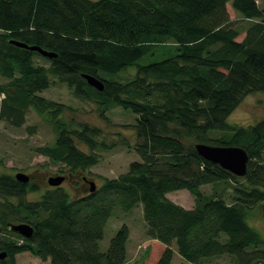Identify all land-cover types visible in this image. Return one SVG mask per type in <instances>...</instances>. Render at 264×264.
<instances>
[{"label":"trees","instance_id":"16d2710c","mask_svg":"<svg viewBox=\"0 0 264 264\" xmlns=\"http://www.w3.org/2000/svg\"><path fill=\"white\" fill-rule=\"evenodd\" d=\"M228 4L248 23L242 41ZM84 75L104 83V90L88 85ZM0 77L7 79L0 83V120L21 128L31 108L51 117L56 141L36 152L64 165L59 174L90 170L101 160L98 152L115 145L99 128L58 117L63 106L41 95L56 81L76 99L99 104L102 114L114 107L135 114L141 158L77 199L58 187L29 201L39 184L0 173V253L8 254L0 264H17L25 252L50 264H129L127 225L107 252L100 242L117 210L127 214L140 205L148 240L164 245L156 264H173L174 247L188 264L224 256L264 264V240L246 221L248 210L264 204V119L248 127L227 122L247 96L264 93V8L257 0H0ZM197 144L244 149L247 175L205 160ZM204 186L213 187L211 195ZM182 190L194 197L193 209L168 198ZM21 223L33 227V238L11 231ZM149 256L150 248L135 264Z\"/></svg>","mask_w":264,"mask_h":264},{"label":"rangeland","instance_id":"374dc122","mask_svg":"<svg viewBox=\"0 0 264 264\" xmlns=\"http://www.w3.org/2000/svg\"><path fill=\"white\" fill-rule=\"evenodd\" d=\"M257 3L261 8H264V0H257ZM227 8L231 21L241 32L237 40L242 41L245 38L248 23L232 9L231 4H228ZM36 62L46 67L50 66L40 57L36 58ZM128 74L134 75L135 70H130ZM0 83H7V79L0 77ZM41 95L47 100L63 106V112L58 117L67 124H72L74 127L89 125L99 128L103 131L102 139L109 146L115 145L109 150L98 152L101 157L100 162L84 173L96 183L97 188L102 186L104 180L117 179L127 173L131 163L141 162V158L135 150L137 137L133 125L136 122V116L131 111L114 107L102 114L99 104L76 99L68 86L57 81ZM50 118L48 113L42 115L31 108L26 116V122L21 128H15L0 120V173L15 176L18 172H23L32 178V182L39 184L41 190L30 193L27 196L29 201L39 200L47 189H51L48 179L59 175L61 170L65 169L64 165H53L47 157L36 152L38 148L53 145L56 141V132ZM263 119L264 93H254L244 99L230 115L227 122L230 125L248 127ZM31 128L35 129V133H31ZM76 144L80 150L89 153V148L86 145L77 140ZM77 181L79 179L74 174V177L62 186L72 199L86 195V192L76 188L79 185ZM232 188L233 186L230 185L226 191V199L229 203ZM202 191L211 195L213 187L204 186ZM219 191L222 192V188ZM168 198L186 209L195 207L194 197L187 190L170 193ZM246 221L264 240V204L248 210ZM123 225H127L130 229V240L127 245L129 264L141 262L148 248H150V256L145 264H156L162 255L164 245L159 242L157 244L150 243L148 240L142 205L127 214L121 210L115 212L106 227L104 239L100 242V250L108 251L112 238ZM174 250L173 264H187V261L177 253L176 247ZM16 260L17 264H50V260L43 261L28 252L17 255ZM213 264H236V262L232 257L224 256L215 260Z\"/></svg>","mask_w":264,"mask_h":264},{"label":"water","instance_id":"95a60500","mask_svg":"<svg viewBox=\"0 0 264 264\" xmlns=\"http://www.w3.org/2000/svg\"><path fill=\"white\" fill-rule=\"evenodd\" d=\"M13 44L29 49L31 51L38 52L43 57L54 59L57 58L58 55L53 52H48L43 50L40 47H30L23 43L13 42ZM83 78L87 81L88 85L97 89L98 91H103L105 86L104 83L99 81L98 79L84 75ZM196 150L198 154L204 158L205 160L212 162L214 164L219 165L224 170L230 172L231 174L243 178L248 173V164H249V155L248 153L239 147H217L206 144H197ZM15 179L22 183L28 184L31 181V177L23 172H18L15 175ZM64 176H53L48 179V184L51 187L58 188L61 187L65 181ZM92 186V192L96 189V184L94 182H90ZM11 231L18 233L22 237L26 239H31L34 236V229L30 224L21 223V224H11ZM8 254L6 252L0 253V262L4 261L7 258Z\"/></svg>","mask_w":264,"mask_h":264},{"label":"flooded vegetation","instance_id":"af4514ba","mask_svg":"<svg viewBox=\"0 0 264 264\" xmlns=\"http://www.w3.org/2000/svg\"><path fill=\"white\" fill-rule=\"evenodd\" d=\"M86 171H88V170H86ZM86 171H84V172H82V171H75V172H73V171H70V170H65V171H63L62 173H61V175L62 176H64L66 179H65V181H64V183L62 184V186L67 182V181H69L72 177H74V174H76L77 175V178L79 179V181H77V184H79L78 185V187H76V188H79L81 191H84V192H86L85 194L86 195H89V194H91V193H94L98 188H97V186H96V189H95V191L94 192H92L91 190H92V186H91V184H90V182H93L89 177H87V175H85L84 173L86 172ZM60 175V174H59ZM56 176H58V175H56ZM30 182H32V178H31V181ZM95 183V182H94ZM96 184V183H95ZM80 186V187H79ZM52 188V187H51ZM85 195V196H86Z\"/></svg>","mask_w":264,"mask_h":264},{"label":"crops","instance_id":"0c3cea01","mask_svg":"<svg viewBox=\"0 0 264 264\" xmlns=\"http://www.w3.org/2000/svg\"><path fill=\"white\" fill-rule=\"evenodd\" d=\"M188 264V263H187Z\"/></svg>","mask_w":264,"mask_h":264}]
</instances>
